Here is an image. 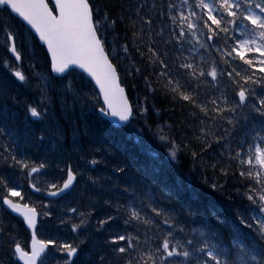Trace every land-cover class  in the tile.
<instances>
[{"label":"trees","instance_id":"1","mask_svg":"<svg viewBox=\"0 0 264 264\" xmlns=\"http://www.w3.org/2000/svg\"><path fill=\"white\" fill-rule=\"evenodd\" d=\"M90 1L99 36L136 117L129 130L116 129L97 110L84 114L72 88L66 89L63 108L74 119L65 117L61 124L63 133L72 129L65 150L72 143L81 157L89 158L77 163L79 168L88 164L92 173L103 171L101 177L88 178L92 198L87 201L98 206L95 210L103 206L106 214L80 209L72 216L79 224L68 228L66 240L58 244L48 232L43 234L51 241L50 250L60 247L68 252L66 264H111L120 250L122 264H264V174L258 163V150H264V68L255 51L239 52L241 41L257 30L244 11L259 6L246 5L230 17L229 5L215 0L211 18L206 0ZM1 13L0 36L11 31L5 16L14 32L24 31L6 10ZM204 34L213 35V48L202 47V38L209 41ZM34 43L36 53L20 67H41L50 75L46 51L35 39ZM26 72L30 76L29 69ZM73 75L79 74L72 72L65 79L50 76L54 89L63 81H74ZM7 77L13 96L22 98L25 122L27 100L37 107L35 82L21 84L14 76ZM246 87L257 93L255 103L261 111L240 105L237 94ZM57 99L43 109L51 112L50 117L61 107ZM6 125L17 134L20 126ZM45 126L50 147L57 146L63 154L61 140L51 141L56 134L52 125ZM86 138L90 143L80 149ZM81 196L84 199L87 192ZM239 196L247 205L231 206ZM3 232L0 227V235ZM172 233L193 254L175 247L168 238ZM28 240L21 230L9 247L0 248V264H19L13 246L28 248Z\"/></svg>","mask_w":264,"mask_h":264},{"label":"water","instance_id":"2","mask_svg":"<svg viewBox=\"0 0 264 264\" xmlns=\"http://www.w3.org/2000/svg\"><path fill=\"white\" fill-rule=\"evenodd\" d=\"M0 0V8H7L36 36L45 47L51 62V72L64 77L71 70H77L90 79L101 96L105 111L100 114L114 127L123 128L134 118L133 109L125 88L121 85L116 67L103 48L93 22L89 0ZM10 53L17 61L20 56L14 43ZM242 103L245 95H240ZM34 119L37 116L34 115ZM76 176L69 172L65 186L51 195L59 198L67 194L76 183ZM9 210L21 216L32 232L30 251L20 246L15 248L21 264H39L48 252V244L35 236L37 214L26 211L8 202Z\"/></svg>","mask_w":264,"mask_h":264},{"label":"bare ground","instance_id":"3","mask_svg":"<svg viewBox=\"0 0 264 264\" xmlns=\"http://www.w3.org/2000/svg\"><path fill=\"white\" fill-rule=\"evenodd\" d=\"M9 28L12 29L13 27H9ZM19 36H22V34L20 33L17 34L16 43L22 46L23 45V43L21 42L22 38H19ZM3 67L5 66L3 65ZM3 89L6 92V96L0 102V119H2L3 121L2 122L0 120V152H1L0 157L5 158L9 154L15 153V155H10V159L18 160L19 158H21V160L24 161L28 159V161L30 162L35 161L36 163H38L40 162V157L36 155L38 153L37 152L38 150L43 156V158L47 160V156L42 152L41 149L37 147H33L36 145L34 141L42 140L37 135L38 133H41L43 130L36 131L34 129H31L29 125L23 126L24 123L23 120L19 118L17 114L14 113V110L18 108L19 105L22 104V98L16 97L15 95L13 96L12 88L8 84L4 85ZM65 117L74 119L73 115L65 114L64 110L61 107H58V111L55 112L53 116L50 117V119H53L50 120V122L53 124V126L56 127L54 128L59 132V136L61 140L60 149L65 152V153L63 152L65 154V156L63 155V159L65 158L64 163L67 164L68 159L72 161V162H68L69 167L67 168V170L72 172L76 176L77 178L76 183L67 194L59 198H56V197H52L51 195H54L63 189L68 179L66 176L63 179V181L62 178H60L61 177L60 174H59L60 176H56L57 179L58 178L60 179L59 180L56 179L57 184H55V186L52 187H49L48 180L46 179L48 176L43 175V173H42V177L39 178L40 180L38 179L34 183L30 177L29 178L19 177V179L25 183H23L21 187H17L18 181L17 180L12 181L13 178L17 177V176L13 177L15 173L13 171L11 173L7 171L4 172L3 169L0 168V227L4 230V232L0 235V248L9 247L15 236L21 234V230H23V233L29 237V240L27 242L28 247L30 246L31 237L33 236L32 232L27 228L23 218L21 216L14 214L9 210V205H7L8 202L17 205L23 210L34 211L37 214L38 218L35 222V226H36L35 236L46 244H51V241L48 238H43L44 233L48 232L52 238V241H55V243L59 244L61 243V241L66 240V237L68 236L69 233L68 228L69 227L72 228V226H77V224H79V220H76L72 217L74 214L79 213L80 209L83 208L94 209L98 207L93 202L87 201V199L90 200L92 198V193H91L92 190L90 189V187H87V185L89 183L88 178H90V176L93 177L96 176V178L101 177L103 175L102 174L103 171H99L98 169L97 172L92 173L90 167H88L87 165H84L82 168H79L77 163L80 164L87 163L89 158H87L88 156L81 157L80 153L82 152L77 148L71 147L72 143L71 145L68 144V146L70 147L65 150V145L70 141V134L68 133L72 130L71 129L63 133L65 130H63L61 124L64 121ZM5 123H9L11 127L20 126L17 132L15 133H20L22 131L26 133L29 132L31 135H28V137L31 138V141H25L23 136H21L19 142H17V145L16 143L15 145H13L11 142H13V139L17 134L10 133L6 129L7 125ZM34 132H35V136H34ZM89 134L90 132H88L87 135ZM89 143H90L89 138H86L80 142V146L81 145L83 146L79 148L83 149ZM91 144H92L91 146H92V154H93L95 145L93 143ZM5 145L9 147V150L7 149V151L5 150L6 152L3 153L2 149L6 147ZM31 147L34 148L33 151ZM74 157L76 158V160H78V162H75ZM112 175H114V178L116 179L119 178V175L117 176L116 173ZM95 181L98 182V180L96 179ZM26 182H32L33 184L28 185V183ZM34 188H38L39 192L38 193L33 192L32 190ZM76 188H78V190L74 194L73 191ZM32 192L38 197V202L40 203L42 202L41 206L34 205L28 201V199H32ZM85 192H87L88 196L82 199L81 195ZM234 205L237 206L239 205L241 207H244L247 205V201L245 200V198H242V196H239L237 202L235 204H232L231 206ZM234 209L237 210L238 208L234 207ZM1 210L6 211L11 217L8 214L1 212ZM94 213L96 215H104L106 214V210L103 208V206L100 205V207L97 210H95ZM19 221L22 223L20 224V228L22 225V229L20 230L18 225ZM251 226L252 227L256 226L255 221L251 223ZM193 231L195 232L196 235L199 236L198 232H196L195 230ZM147 238L148 237L144 236V239ZM17 246H20L24 251L28 249L25 248L23 245H15L13 246V248L15 249ZM1 254L2 252L0 250V255ZM121 255H122V250H120V252L114 258H111V264H122L120 259Z\"/></svg>","mask_w":264,"mask_h":264},{"label":"rangeland","instance_id":"4","mask_svg":"<svg viewBox=\"0 0 264 264\" xmlns=\"http://www.w3.org/2000/svg\"><path fill=\"white\" fill-rule=\"evenodd\" d=\"M230 14L234 15V12L231 11ZM247 15L249 16L250 20L254 21L256 24L261 23L262 18H260L257 14L251 12V13H247ZM7 20L9 19L7 18ZM19 33L22 34V36H19V38H22L21 42L23 43L22 46L19 45L20 54L21 55L28 54V51L32 55L36 53L37 49H36L33 37L25 30L22 33L20 31H17L16 34H19ZM262 34L263 32H260L258 34L253 35L252 37L245 38V42L242 44L243 49H248L249 47L255 45L257 49L264 54V46L258 42V40L260 39L259 36ZM202 46L203 47L207 46V44L205 43L203 39H202ZM9 47H10L9 36L5 34L3 37L0 38V58H1L3 65L5 66L3 67L4 73L7 72L8 74H11L9 76H12L13 74L19 72V67H17L18 65L15 63V60L11 58V56H9V52H8ZM36 71L38 72L36 77L40 81L39 86L42 87V90L40 89V91H42L43 96L39 97L40 100L37 98L35 100V104L37 105V110L41 115L42 121H44L45 119V122H48L50 121L49 117L44 118L43 116L44 106L42 105V103L44 101H50V102L53 101L55 97L54 95L55 89L53 87L52 80L49 74H47L44 70H42L41 67L37 68ZM72 79L74 81L66 80L64 82V85L58 90H56V94H57L56 96L59 97L60 102H62L63 104H66L67 100L66 98H63V95L66 94V88L68 86V83L72 84L73 88L75 89V93H76L75 101H78L76 106L81 108L84 114L88 113L91 115L95 109L101 107L100 99H99L97 92L94 90L93 86L89 85L88 81L85 80L83 77L79 75H73ZM60 94L62 96H60ZM64 112L66 113V110H64ZM31 113H32V107L30 105L28 109V118ZM24 125L30 126L32 124L26 123L25 121ZM40 130H41V127H39L38 131ZM28 135H31V134H26V138H24L25 141H31V138L28 137ZM55 137L60 140L59 134L56 133ZM73 139H76V138H73ZM50 146H51V143H48V142H44V144H39L40 149H42V152L47 157L49 156V154L53 152V149ZM31 149L32 151L34 150V148L32 147ZM2 151L3 153H5L6 152L5 148H3ZM37 152L38 153L36 155L40 157V162L38 163H36L35 161L30 162L28 161V159L25 161L21 160V158H19L18 160L10 159V155H15L14 153V154H9L5 158L0 159V168H2L4 172L7 171L11 173L13 171L15 173L13 177L15 176L17 177L13 178L12 181L19 179V177H26V178L30 177L34 183L35 181H37L39 178L42 177V173H43V175L48 176L46 179L48 180L49 187L55 186V184H57L56 181L62 177L63 171L69 167V166L66 167L64 165L65 158L63 159V155L65 156V154L63 153L62 156H60V158L57 159V162H55V160L52 162V161H47L46 159H44L38 150ZM58 153L61 155V152L58 151ZM52 155H54V157H57L56 151H54ZM259 164H260L261 172L262 174H264V150H259ZM59 174L61 175V177L57 179L56 176H60ZM20 182L22 184L25 183L22 180H20ZM26 183H28V185L33 184L32 182H26ZM32 191L35 193L39 192L38 188H34ZM33 192H32V199H28V201L34 205L41 206L42 202L41 203L38 202V197L35 194H33ZM262 219L264 221V215ZM168 238L171 240V242L174 244L175 247L180 246L182 249L189 250V253L193 254V252L189 249L186 242L183 239H180V236L178 234H173V233L169 234ZM59 248L60 247H56L54 250L50 251L42 259L41 264H63V263L66 264V262L69 259V254L68 252H62L61 248L60 249ZM13 264H14V261H13Z\"/></svg>","mask_w":264,"mask_h":264}]
</instances>
